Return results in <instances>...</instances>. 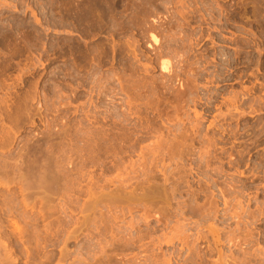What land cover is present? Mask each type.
Masks as SVG:
<instances>
[{
  "label": "rangeland",
  "instance_id": "rangeland-1",
  "mask_svg": "<svg viewBox=\"0 0 264 264\" xmlns=\"http://www.w3.org/2000/svg\"><path fill=\"white\" fill-rule=\"evenodd\" d=\"M84 6L87 7L84 9ZM108 8H111L110 11H108ZM96 10L99 13L97 15L105 16L102 17L104 21L100 18L101 16L96 15ZM92 16L96 17L90 19ZM98 22L100 24H97ZM153 38H157L158 42L155 43ZM163 63L169 65L168 68L166 66L164 69L165 65L163 66ZM118 115L119 118H117ZM0 126V164H2L0 168L1 166L2 168L5 167V164H7L8 168L13 169L15 163L17 165L21 164V162L26 161V157H28L27 160H30L29 157L32 160L34 152L36 157L40 156L39 158H42L41 155L45 154L48 146H51L54 151L49 148L47 152L51 151L49 153H53V156L46 152L48 155H43L45 157L42 160L47 158L48 161L49 159L51 161L61 159L62 161L65 157L66 160L69 157L71 160L74 159L72 161L68 160L71 163L67 162V164L64 162L65 160L62 163H66L70 170H74H71L74 172L72 173L67 165L64 166V168L68 167L69 172L65 171L67 175H70L69 178L72 175L74 176V179L71 177L70 180L73 181H69V184L75 183L73 188V184L70 185L71 189H69L70 186L66 188L69 189L67 192H47L48 194L46 192H40L41 194L39 192H20V184L14 180L17 176L15 173L12 174L14 169L11 171V177L2 174L7 170V167L0 169L4 170L0 173V209L3 213L5 209V212H7V209L11 206L14 209H9L12 214L9 211L5 213L7 215L9 213L10 216L4 214L3 217L0 214V233H2L0 234V264H183L184 261L185 264H222L220 261L225 262L227 258L230 259V264H243L247 261L248 264H264V212H262L264 208V0H0ZM94 137L97 138L96 141H92ZM213 140L216 144H208L211 141L213 143ZM158 144H160V147H158L161 154H165L164 157L166 158L158 155L160 157H158V160H162V164L159 166L162 165L163 168L162 166L156 167L160 163L158 161H153L156 165L151 163L152 159L157 160V156L154 159L152 153L156 152L154 148H157V152L159 151L156 147ZM209 145H215V148L213 146L211 148L215 152L217 151V155L213 151L208 155V159L203 161L205 159L203 157L206 155L200 156L202 155L201 151L208 150ZM37 150L41 155L40 153L36 154L38 153ZM207 150L204 152L206 153ZM28 152L32 155H29ZM42 152L44 153L42 154ZM182 152L189 153V155H185L182 159L180 156L185 154ZM168 153L171 155H168ZM213 155L217 156L219 161ZM47 156H50V158ZM199 156L203 159L201 160ZM162 157L165 160L164 162ZM212 157L215 158L214 161L211 160ZM168 158H173V161H169ZM181 159L185 162H182ZM230 159L236 163L241 159V165L238 164V166L233 163L231 171V168L228 167L230 162L232 163ZM208 160L211 162L210 165L207 164ZM58 161L55 160V162ZM55 162L54 165H56ZM147 162L149 163L148 166L146 165ZM166 162L170 165L168 167L166 164L170 170L182 168L175 172L185 171L186 173V179L177 174L187 182H181L185 186L187 185V191L185 190L186 187L182 188L183 185L180 184L182 195L179 189L178 191L175 190L176 193L174 191V189H177L174 185L177 183V179L176 181L174 179L177 178V175L172 170L169 171L167 167L164 169ZM52 163L50 165L55 168ZM205 164L210 166L208 170L213 169V172L218 170L216 167L223 164L221 166L223 169L220 168L222 174L220 175L219 171L209 173L206 171L208 166L205 168ZM9 165L11 166L9 167ZM151 165H155V173V170H152L155 167ZM171 166L172 168H170ZM201 166L204 167L201 168ZM235 166L236 168H234ZM142 168H145V170L147 168L148 173L152 170L151 173L154 176L159 174L160 177L159 175L156 176L159 179L161 178V182H158L159 179L155 181L153 174L147 175L149 179L144 186L142 185L145 192L139 188V184H144L143 180L147 179L145 175L144 178L142 177L145 172L147 174V171L140 172L142 180L139 177L141 174L138 172ZM150 168L151 170H149ZM200 168L202 171L198 170ZM163 170H167L168 175L172 172L173 174L170 175L172 177L176 176L171 179L172 181L169 182L171 184L168 186H171V190L175 187L173 189L174 193H171L176 194L173 195V200L174 197L177 202L184 199L183 202L186 203V205L184 203L182 205L184 209H186V206H190V210H194L199 206V212L203 210L204 213L205 210L210 209L209 206L213 203L218 211L213 209L212 214L219 212L215 218L209 211L214 220L211 216L208 218L203 217L205 219L203 220L202 215L206 216L208 211H205V215L199 214V216V212L195 211L197 218L201 216V219L198 218L200 221H198L193 210L191 213L194 216L192 217H195L196 220L191 217L189 207L186 209L188 212L180 207L181 211L189 214L185 216L186 219L180 217L184 221V223H181H187L185 228L188 229L186 231L184 228L182 231L189 234L187 236L190 241L193 238L195 247L198 246L195 250L191 241L194 250H192V253L190 252L191 255H189L190 243H187L188 247H185L180 240L175 239L174 243L170 240L175 238V235L171 234L169 227H175L176 220H179L174 216L176 213L173 214L172 212H175V208L179 207L182 202L178 203L177 206L175 205L174 208V204L177 202L172 201L171 190L169 189V196L167 193V197L170 199V203L172 201L173 206H168L167 212L171 210V213H169L172 215L170 216L166 212L167 216L164 213L165 211L161 212V206H165V203L162 204V201H160L161 205L156 203L157 206H154L152 203L155 202H152V198L149 197L151 192H148V187H150L148 185L153 184L150 183V180L151 182L155 181L154 184H161ZM223 171L226 173L224 172V174ZM183 172L180 173L184 176ZM137 177H139L140 183ZM128 178L132 181H130V184L125 183L127 188H122L124 184L121 187L122 189H119L120 186L118 185H121L126 179L128 181ZM174 181L176 183H173V187L172 182ZM95 184L97 187L102 188V190H99L100 192L98 189L101 188H97ZM154 184L153 186H155ZM127 185H130L129 187L133 190L128 188ZM135 185H138V188ZM104 187L108 192L104 190ZM144 187L148 188L147 191ZM226 187L230 188V191L234 192L235 195H232ZM80 188L85 191L79 192ZM201 188L202 192H200ZM225 188V192L222 193L221 190ZM128 189L136 192L134 195H137L131 196L133 192H130L129 195ZM111 190H117L123 196L120 197L119 193H116L117 196ZM190 190L193 192L191 193ZM195 190L199 192H194ZM121 191L130 196L129 199L126 195L129 203L127 201V203H121L122 199H126V197L123 198L125 194ZM137 191L139 192L137 193ZM140 192L146 194V197ZM44 193L47 197L50 195V198L48 197V199ZM110 193L118 197H116V200L121 199L120 202L115 204L116 200H112L108 196ZM100 195L101 198L103 197L102 199L109 197V202H104L107 199L102 202ZM139 195L143 197L138 198ZM191 195L198 197V199L193 197L196 204L193 203L194 200L191 201ZM222 195L226 196L227 199L229 198V205L235 202L230 205L232 207L225 205V199ZM27 196L28 199H26ZM235 196L239 197L240 200L238 201ZM167 197H164L165 200L162 197L163 201L168 202ZM178 197H182L181 200ZM41 198L45 200H41ZM146 198L149 199L151 206L148 205V202L147 205L142 203L143 200L146 202ZM94 199L97 203H93L92 209L90 206L88 209L87 207L91 205V202H96ZM131 199L135 201L138 199L139 202H137L141 205ZM40 200L43 201V204ZM186 200H190L192 203L189 201L190 204L187 205L188 201L185 202ZM46 201L48 207L44 204ZM50 202L53 206L49 207ZM109 203L112 204H110L112 207L109 206ZM96 204L100 206L96 207ZM143 204L144 206L141 207ZM238 204L247 211L241 210V206V208H238ZM115 205H120L118 206L120 209ZM191 205H193V208ZM131 207L133 210L130 209ZM157 207L161 209V215L164 213L169 220L165 219L167 218L165 215L159 217L160 213ZM260 207H263L261 213ZM212 208L214 207L212 206L210 210ZM41 209L44 210L43 213ZM178 209L176 208V211ZM224 210L227 213L225 218L222 216L225 213ZM234 211L236 213L241 211L240 216H242L243 211L245 212L242 217L243 221L240 220L241 217H238L239 213L233 214ZM250 211L256 212L255 214L252 212L253 215H256V220L252 217ZM147 212L151 216L149 214L146 216ZM248 212L254 218L253 220L251 217L249 219ZM229 213L232 216L238 215L236 217L239 220L235 216L231 218ZM140 215L143 216V219L150 217V221L148 219H144V221L146 220L148 228L152 224V226L155 225L153 227L156 229L153 230L154 228L151 227L149 230L146 228V224L141 220L142 216ZM84 217L87 223L84 222ZM187 217L191 220L189 221ZM134 218L139 221L134 220ZM6 219H10V222ZM156 220L158 223L160 222L161 226L157 224ZM129 221H132L134 227H130V229H133V233L129 231L134 245L133 242L128 241L130 240V235L127 234L128 231L124 232L125 235H123V231H126V229L121 230L131 224ZM180 221L178 222L180 223ZM187 221L190 222V225ZM205 221H210V223ZM212 221L214 222L212 223ZM241 221L249 231L246 230L245 225L242 226ZM248 221L250 225H248ZM137 222L142 224L137 226L145 227H140L141 230H139L136 225L134 226V223ZM165 222L170 226L165 225ZM49 223H51L50 226ZM214 223L217 227L219 226L218 229L224 228V230L219 229L220 233H214L211 236L209 227L217 229ZM219 223L221 224L218 225ZM182 224H179L180 231ZM187 225H189V228H187ZM197 226L198 228H195ZM200 226L203 229L205 226V231ZM227 226L228 228H226ZM157 227L160 229H157ZM242 227H244L243 233L241 231ZM136 228L144 235L138 230L137 233H139L137 234ZM237 228L243 236L245 233L246 236L244 237L246 239H252L253 242L247 239L250 244H244L243 242H246V240L240 237L239 232H236ZM228 229H236V231L234 230L235 233L233 232V234ZM199 230L201 235L207 233L208 236H206L213 240L209 242L210 248H208L206 236V238H203L200 235V239L205 240L201 241L198 237L199 242L195 241L197 237H193V234L195 233L194 235L198 236L199 233L197 232ZM222 230L226 231L228 239L230 234L233 235L231 236L232 240L233 237H239L244 241H239L236 238L234 242L238 241L236 243L238 246L234 244V247V242L227 241ZM120 231L121 233L118 234ZM174 231L178 233L176 227ZM245 231L249 232L248 235ZM167 233L172 236L168 237ZM3 234L8 236L4 237ZM166 234L170 239L164 237ZM138 235L139 237H137ZM133 236L138 239L141 238V241ZM161 237L166 238V240H163L164 243H162ZM214 238L220 241L219 247H216L215 244L211 245L213 242L215 243ZM142 239L144 240L142 241ZM148 240L149 242H147ZM168 240L174 246H172V243V245L169 244ZM187 240H185V243L190 242ZM225 240L230 243L227 244ZM156 241L159 242V246L155 243ZM165 241H168V243L166 244ZM153 243L156 245H152ZM222 244L224 245L221 246ZM247 246L248 251L252 250L249 251L250 254L253 252L251 255H248L249 253L244 250L247 249ZM219 250L221 254H219ZM241 250L243 253L240 255L238 252H241ZM176 251L177 254H175ZM244 251L247 253L245 254ZM194 252H196V255L199 252L198 257L201 259H198ZM201 252L203 254L205 252L209 254L210 252L211 254L208 256L206 253L203 255ZM229 252L236 254L234 260ZM258 252L261 254H258ZM242 254L245 255V259L247 258L244 261H240ZM179 255L182 257H179ZM224 255H228L227 258ZM183 257L190 260L193 258L196 261L192 260L191 262L186 259L183 261ZM251 257H254V259ZM225 263L229 264L228 262Z\"/></svg>",
  "mask_w": 264,
  "mask_h": 264
},
{
  "label": "bare ground",
  "instance_id": "bare-ground-1",
  "mask_svg": "<svg viewBox=\"0 0 264 264\" xmlns=\"http://www.w3.org/2000/svg\"><path fill=\"white\" fill-rule=\"evenodd\" d=\"M116 4H117V3H116ZM4 6H5V5H4ZM4 6H3V7H4ZM3 7H2V8H3ZM62 7H63V6H62ZM86 7H87V6H84L83 8L85 9ZM89 7H90V6H89ZM57 8H58V7H57ZM77 8H79V7H77ZM80 8H81V7H80ZM95 8H96V6H95ZM104 8H105V7H104ZM81 9H82V8H81ZM84 9H82V10H84ZM108 9H109L108 11H110L111 8H108ZM86 10H87V9H86ZM98 10H99V9H98ZM100 10H101V9H100ZM88 11H89V10H88ZM93 11H94V8H93ZM96 11H97V10H96ZM1 12H2V11H1ZM76 12H77V11H76ZM100 12H101V11H100ZM74 13H75V12H74ZM93 13H94V12H93ZM97 14H99L98 11H97L96 15H97ZM101 14H102V12H101ZM97 16H99V15H97ZM100 16H101V15H100ZM100 16H99V17H100ZM103 16H104V15H103ZM103 16H101L100 18L102 19ZM119 16H120V15H119ZM83 17H84V16H83ZM95 17H96V16H95ZM95 17L92 16V18H90V17H89V18H90V19H93V18H95ZM99 17H98V21H99ZM104 17H105V16H104ZM111 18H112V17H111ZM86 19H87V17H86ZM96 19H97V18H96ZM101 19H100V20H101ZM104 19H105V18H104ZM102 20H103V19H102ZM102 20H101V21H102ZM121 20H122V19H121ZM18 21H19V20H18ZM103 21H104V20H103ZM94 22H95V19H94ZM101 23H102V22H101ZM97 24H100V23L98 22ZM99 27H100V26H99ZM140 27H141V26H140ZM121 30H122V29H121ZM87 33H88V32H87ZM17 35H18V34H17ZM31 37H32V36H31ZM153 37H154V36H153ZM5 38H6V37H5ZM3 40H4V39H3ZM3 40H2V41H3ZM153 40H154L155 43L158 42V41H157V38H156V39L153 38ZM2 41H1V42H2ZM18 41H19V40H18ZM21 43H22V42H21ZM16 44H18V43H16ZM21 46H22V45H21ZM79 46H80V45H79ZM16 50H17V49H16ZM19 50H20V49H19ZM22 51H23V50H22ZM74 52H75V51H74ZM92 56H93V55H92ZM6 61H7V60H6ZM164 65H165V64L163 63V66H164ZM166 66H167V65L164 66V69L166 68ZM168 66H169V65H168ZM168 66H167V68H168ZM1 69H2V68H1ZM166 71H167V70H166ZM99 82H100V81H99ZM105 82H106V81H105ZM106 89H107V88H106ZM27 96H28V95H27ZM30 100H31V98H30ZM9 102H10V101H9ZM32 102H33V101H32ZM16 103H17V102H16ZM13 106H14V105H13ZM10 107H11V106H10ZM23 107H24V106H23ZM57 109H58V108H57ZM14 111H15V110H14ZM37 111H38V110H37ZM35 113H36V112H35ZM6 114H7V113H6ZM25 114H26V113H25ZM23 115H24V114H23ZM124 115H125V114H124ZM7 116H8V115H7ZM10 116H11V115H10ZM10 116H9V117H10ZM21 116H22V115H21ZM29 117H30V116H29ZM116 117H117V116H116ZM27 118H28V117H27ZM39 118H40V117H39ZM80 118H81V117H80ZM82 118H83V117H82ZM117 118H119V115H118ZM13 119H14V118H13ZM16 120H17V119H16ZM41 120H42V119H41ZM93 120H94V119H93ZM113 120H114V119H113ZM120 120H121V119H120ZM20 121H21V120H20ZM48 121H49V120H48ZM126 121H127V120H126ZM54 123H55V122H54ZM6 124H7V123H6ZM78 124H79V123H78ZM80 124H81V123H80ZM88 124H89V123H88ZM114 124H115V123H114ZM15 125H16V124H15ZM13 126H14V125H13ZM20 126H21V125H20ZM31 126H32V125H31ZM0 127H1V126H0ZM22 127H23V126H22ZM109 127H110V126H109ZM4 128H5V127H4ZM8 128H9V127H8ZM79 128H80V127H79ZM79 128H78V129H79ZM98 128H99V127H98ZM50 129H51V128H50ZM95 129H96V128H95ZM115 129L117 130V128H115ZM115 129H113V130L116 131ZM132 129H133V128H132ZM38 130H39V129H38ZM62 130H63V129H62ZM120 130H121V129H120ZM7 131H8V130H7ZM19 131H20V130H19ZM75 131H76V130H75ZM126 131H127V130H126ZM83 132H84V131H83ZM50 133H51V132H50ZM111 133H112V132H111ZM116 133H117V132H116ZM11 134H12V133H11ZM18 134H19V133H18ZM51 134H52V133H51ZM55 134H56V133H55ZM74 134H75V133H74ZM86 134H87V133H86ZM93 134H94V133H93ZM104 134H105V133H104ZM107 134H108V132H107ZM126 134H127V133H126ZM260 134H261V133H260ZM53 136H54V135H53ZM72 136H73V135H72ZM96 136H97V135H96ZM125 136H126V135H125ZM8 137H9V136H8ZM30 137H31V136H30ZM44 137H45V136H44ZM49 137H50V136H49ZM55 137H56V136H55ZM97 137H98V136H97ZM109 137H110V136H109ZM111 137H114V136L111 135ZM221 137H222V136H221ZM25 138H26V137H25ZM59 138H60V137H59ZM98 138H99V137H98ZM107 138H108V137H107ZM114 138H115V137H114ZM118 138H119V137H118ZM95 139H97V138L94 137V139H93L92 141H94ZM101 139H102V138H101ZM105 139H106V138H105ZM109 139H110V138H109ZM111 139H113V138H111ZM175 139H176V138H175ZM89 140H90V139H89ZM115 140H116V139H115ZM209 140H210V139H209ZM56 141H57V140H56ZM95 141H96V140H95ZM99 141H100V140H99ZM99 141H98V142H99ZM107 141H108V140H107ZM159 141H160V140H159ZM213 141H214L213 143H212V141H211V142H209L208 144H210V143H211V144H216V143H215V140H213ZM63 142H64V141H63ZM84 142H85V141H84ZM101 142H102V141H101ZM184 142H185V141H184ZM184 142H183V143H184ZM44 143H45V142H44ZM44 143H43V144H44ZM65 143H66V142H65ZM94 143H95V142H94ZM96 143H97V142H96ZM96 143H95V144H96ZM205 143H206V142H205ZM8 144H9V143H8ZM69 144H70V143H69ZM38 145H39V144H38ZM159 145H160V144H158L156 147H158ZM204 145H205V144H204ZM218 145H219V144H218ZM33 146H34V145H33ZM57 146H58V145H57ZM57 146H56V147H57ZM62 146H63V144H62ZM69 146H70V145H69ZM96 146H97V145H96ZM99 146H100V144H99ZM109 146H110V145H109ZM176 146H177V145H176ZM212 146H213V145H209L208 150H207L206 147H205V149L207 150L206 153L204 152V151H206V150H202V151H201V152H202V155H200V156H203V155L205 156V155H206L205 157H203V158H205V159L200 158V156H199V158H200L201 160L203 159V161H206V160L208 159V158H207L208 155H209L211 152H213V151H214V153L217 152V151L215 152V150H212V148H211ZM214 146H215V145H214ZM214 146H213V147H214ZM36 147H37V146H36ZM38 147H39V146H38ZM46 147H47V144H46ZM101 147H102V146H101ZM159 147H160V146H159ZM159 147H158V150H159ZM177 147H178V146H177ZM41 148L43 149L42 146H41ZM41 148H40V150H41ZM49 148H50V150H53V149H51V146H50V147H49V146L47 147V149H49ZM62 148H63V147H62ZM141 148H142V147H141ZM200 148H201V147H200ZM214 148H215V147H214ZM28 149H29V148H28ZM34 149H35V148H34ZM47 149H46V152H47ZM115 149H116V148H115ZM156 149H157V148H156ZM156 149L154 148V150L156 151V152L153 151L154 153H152V152L149 150V151L152 153V155H154V159H155V157L157 156V160H156V159H155V160L152 159V162H151V161H150V162H151V163H153V161H155V162H157V161L160 162L159 164H157L158 166H157L156 163L154 162L155 165H156V167L159 168V167L162 166V165L159 166L160 164H162V163H161L162 160H160V161L158 160V157H159L158 155H160V157H161L162 154H161V152H160L161 150H159L158 152H159L160 154H157V155H156L155 153H158ZM160 149H161V148H160ZM168 149H170V148H168ZM184 149H185V148H184ZM24 150H25V149H24ZM80 150H81V149H80ZM91 150H92V149H91ZM116 150H117V149H116ZM151 150H153V149H151ZM243 150H245V149H243ZM38 151H39V150H37V152H38ZM48 151H49V150H48ZM53 151H54V150H53ZM53 151H52V152H53ZM61 151H62V150H61ZM61 151H60V152H61ZM82 151H83V150H82ZM100 151H101V150H100ZM162 151H163V150H162ZM237 151H238V150H237ZM23 152H24V151H23ZM30 152L33 153L34 150H33V152H32V151H30ZM44 152H45V151H44ZM44 152H42V154H43ZM46 152H45V154H43V155H48V154L50 155V154H52V156H53V153H49V152H51V151L47 152L48 154H47ZM113 152H114V151H113ZM221 152H222V151H221ZM225 152H226V151H225ZM34 153H35V152H34ZM34 153H33L34 158H33L32 160H31L30 157H29L30 160H27L28 157H26V158H25L26 161L21 162V164L17 165V164L15 163L16 165L14 164V168H13L14 170H13V169H10V168H11V167H10L11 165H9L10 168H8V166H6L7 164H5V167H7V170H6L7 173H6V171L3 170L4 173H6V174H4V173H2V174H3V175H9V176H10V175H12V174L14 175V173H15V175H16L17 177H16V179L14 178L15 176H14L13 178H14L15 182H17V183L20 184V185H19V187H20L19 189H21V190H19L20 192H27V193H28V192H39V193H40V192H41V193H42V192H46V193H47V192H67L69 189H71V186H70V185L73 184L72 188L74 187L75 183L69 184V183H70L69 181H73V180H70L71 177H72V179H74V176L71 174L72 176L69 178L70 175H67V172H69V170H70V167L67 165V164H68L67 162H69L68 160L70 159L69 156H68V157H69L68 160H66V159H67L66 157H65V159H62V161L65 160L64 162H66L67 164L64 163V162L62 163L61 159H60V160H59V159H55L56 161H58V160H59V161H58V162H55V160H52V161H54L55 164H56V165H54V162L52 163V161H51L50 159H49V161L46 160L47 158H45V160H42L43 157H45V156L41 155L40 152H38V153H36V154L38 155V154L40 153V155L42 156V158H39L40 156L36 157V155H34ZM58 153H59V152H58ZM81 153H82V152H81ZM182 153H185V152H182ZM239 153H240V152H239ZM239 153H237V154H239ZM28 154H29V155H32V154H30L29 152H28ZM94 154H95V153H94ZM125 154H126V153H125ZM146 154L148 155V153H146ZM146 154H145V155H146ZM172 154H173V153H172ZM212 154H213V153H212ZM220 154H221V153H220ZM223 154H224V153H223ZM225 154H226V153H225ZM26 155H27V154H26ZM64 155H65V154H64ZM86 155H87V154H86ZM145 155H143V156H145ZM150 155H151V154H150ZM164 155H165V154H164ZM164 155H162V156L164 157ZM168 155H171V154L168 153ZM181 155H182V154H181ZM185 155L187 156V155H189V153H188V154H186V153L183 154V156H180V158L185 157ZM192 155H193V154H192ZM216 155H217V153H216ZM22 156H23V155H22ZM52 156H51V157H52ZM62 156H63V155H62ZM65 156H66V155H65ZM173 156H175V155L173 154ZM173 156H172V157H173ZM210 156H211V155H210ZM222 156H223V155H222ZM227 156H228V155H227ZM237 156H239V155H237ZM243 156H244V155H243ZM47 157L50 158V156H47ZM54 157H55V156H54ZM54 157H53V158H54ZM57 157H59V156H57ZM160 157H159V158H160ZM163 157H162V159H163V162H164V161H165V160H164L165 157H164V158H163ZM166 157H167V156H166ZM169 157H171V156H169ZM213 157H215V156L213 155ZM213 157H212V159H211V158H209V159H211V160H213V159H215V158L217 159V156H216L215 158H213ZM61 158H62V157H61ZM75 158H76V157H75ZM152 158H153V157H152ZM174 158H176V157H174ZM222 158H223V157H222ZM228 158H229V157H228ZM16 159H17V158H16ZM40 159H41V160H40ZM147 159H148V158H147ZM165 159H166V158H165ZM168 159H169V161H171L173 158H172V159H171V158H168ZM168 159H167V160H168ZM182 159H183V158H182ZM182 159H181V161H182V162H185V160H182ZM184 159H185V158H184ZM200 159H199V160H200ZM219 159H220V157H219ZM238 159H239V158H238ZM0 160H1V159H0ZM70 160H71V159H70ZM72 160H74V159H72ZM72 160H71V161H72ZM77 160H78V159H77ZM144 160H145V159H144ZM189 160H190V159H189ZM201 160H200V162H201ZM217 160H218V159H217ZM217 160H216V161H217ZM47 161H48V162H47ZM50 161H51V162H50ZM60 161H61V162H60ZM145 161H147V160H145ZM169 161H168V162H169ZM172 161H173V160H172ZM172 161H171V162H172ZM176 161H177V160H176ZM208 161H209L208 163H207V162H205V163H207V164L211 163L210 160H208ZM213 161H214V160H213ZM218 161H219V160H218ZM218 161H217V162H218ZM220 161H221V160H220ZM230 161H232V160L230 159ZM234 161H235V160H234ZM236 161H237V160H236ZM18 162H19V161H18ZM41 162H42V163H41ZM82 162H83V161H82ZM90 162H91V161H90ZM148 162H149V161H148ZM148 162H147V163H148ZM179 162H180V161H179ZM222 162H223V161H222ZM222 162H220V163H222ZM241 162H242L241 159L238 160V163L232 161V163L230 162V166H228V167H230L231 169H230V168H229V169L232 171V166H233L235 163H236V165H238V164L241 165V164H240ZM10 163H11V162H10ZM50 163H52V164L55 166V168H53V167L50 165ZM69 163H71V162H69ZM79 163L81 164V162H79ZM154 163H153V164H154ZM176 163H177V165H178V161H177ZM212 163H213V162H212ZM218 163H219V162H218ZM223 163H224V162H223ZM233 163H234V164H233ZM12 164H13V163H12ZM163 164H164V163H163ZM166 164H167V162H166L165 165H164V166H165L164 169H166V167H167V165H168V164H167V165H166ZM214 164H215V163H214ZM216 164H217V163H216ZM224 164H225V163H224ZM0 165H2V164H0ZM65 165H67V166L69 167V170H67V169H68L67 166H66L67 168H66V167L64 168ZM143 165H144V164H143ZM146 165L148 166L149 163L146 164ZM146 165H145V166H146ZM155 165H153V166L155 167ZM177 165H176V167H177ZM181 165H182V164H181ZM203 165H204V164H203ZM209 165H210V164H209ZM218 165H219V164H218ZM222 165H223V164H221V166H222ZM228 165H229V163H228ZM239 165H238V166H239ZM243 165H244V164H243ZM245 165H246V164H245ZM81 166H82V165H81ZM83 166H84V165H83ZM151 166H152V165H151ZM153 166H152V167H153ZM169 166H170V165H168V167H169ZM172 166H173V165H172ZM172 166H171L170 168H172ZM179 166H180V165H179ZM207 166H208V165H207ZM207 166H206V164H205V168H206ZM221 166H220V167H216V168H218V170L215 168V169L217 170L216 172H213V169L209 171L208 169L210 168V166H208V168L206 169V171H208L209 173H210V172H211V173H212V172H213V173H217V172L219 171L218 173L221 175V174H222V169H223ZM238 166H237V167H238ZM5 167L2 168V166H1L0 169H5ZM12 167H13V166H12ZM73 167H75V166H73ZM86 167H87V165H86ZM103 167H104V166H103ZM136 167H137V166H136ZM156 167H155V169H154V168L152 169L153 171L155 170L154 173L156 172ZM168 167H167V168H168ZM203 167H204V166H201V168H203ZM223 167H225V166H223ZM226 167H227V166H226ZM241 167H242V166H241ZM79 168H80V166H79ZM162 168H163V166H162ZM162 168H161V169H162ZM179 168H180V167H179ZM201 168L198 169V170H201V171H202ZM220 168H222V169H220ZM234 168H236V166H235ZM9 169H10V170H9ZM74 169H75V168H74ZM125 169H126V168H125ZM142 169H143V171H142ZM142 169H141V171H139L138 173H140V172L143 173L144 171H147V170H148L147 168H146V170H145V168H142ZM161 169H160V170H161ZM168 169H169V168H168ZM176 169H177V168H176ZM176 169H171V170L174 172V174H176V175L179 174V175H181L182 177H185V174H186L185 171H184V172H183V171H180V172H183V173H184V176H183L182 173H180V172H179V173H176V172H175V171H178V170H180V169H182V168H180V169H178V170H176ZM215 169H214V170H215ZM239 169H240V168H239ZM8 170L10 171V174H9V171H8ZM12 170H13V173L11 174V171H12ZM65 170H66L67 172H66ZM71 170H73V169H71ZM71 170H70V171H71ZM76 170H77V169H76ZM137 170H138V169H137ZM149 170H151V168H150ZM152 170H151V172H152ZM171 170L169 169V171H171ZM184 170H185V169H184ZM186 170H187V169H186ZM235 170H238V169H235ZM3 171L0 170V173L3 172ZM73 171H74V170H73ZM73 171H71V172L74 173ZM133 171H134V170H133ZM158 171H159V169H158ZM158 171H157V173H158ZM190 171H192V170H190ZM204 171H205V169H204ZM227 171H228V170H227ZM65 172H66V173H65ZM148 172H149V171H147V174H145V173H146V172H145V173L143 174V176H142V174L140 173V174H141V175H139L140 179L142 180V179L144 178V175L147 176V175H149V174H153V173H151V172H150V173H148ZM208 172H207V173H208ZM220 172H221V173H220ZM224 172H225V171H223V173H224ZM159 173H160V172H159ZM171 173H172V172H171ZM171 173H169V175H168V171H167V170H165V171L163 170V172H162L163 175L161 176V177H163V179H162V183L159 184V185H158V184H154V183H155V181H157L156 179H159L160 175H159V174H156L157 176L159 175V177H157L156 175L154 176V174H153L155 181L151 182V180H150V183H153L155 186H153V184H150V183H149L150 185H148V186H150V187H148V188H149L148 192H149V193L151 192V196H153V197H151V196H149V197L152 198V202H155V203H152V202H151V203L154 204V206H157L156 203H158V205H159L160 201H162V204L165 203V204H164L165 206H161V207H162V208H161L162 211H161V209L158 208V207H160V206L157 207V208L159 209L158 211H159V213H160V215L158 214L159 217H160V216L163 217L165 214L167 215V213H168V214L171 213V210H169L170 213L167 212L168 209H169L168 206H170V205L173 206V205H172V204H173L172 201H176V200H175V197H174V200L172 199L174 194H171V193H174L175 190H177V191H178V189L180 190V188H181L180 184L183 185L182 188H184V187L187 186V185L185 186L184 184L181 183L182 181H185V179H186L187 177H185V179H183L181 176L177 175V178H174L175 181H176V179H177V183H176L175 181L172 182V186L174 187V185H176V188H177V189H174V188H175V187H174V188H173L174 191H173V189L171 190V189H170L171 186L169 187L168 185L171 184V183L169 184V182L172 181L171 179H173V177L175 176V175H174L173 177L170 176V175L173 174V173H172V174H171ZM198 173H199V172H198ZM209 173H208V174H209ZM225 173H226V172H225ZM225 173H224V174H225ZM69 174H70V173H69ZM136 174H137V173H136ZM219 174H217V175H219ZM0 175H1V174H0ZM203 175H204V174H203ZM141 176H142L143 178H141ZM5 177H6V176H5ZM10 177H11V176H10ZM139 177H137V180L139 179ZM175 177H176V176H175ZM198 177H199V176H198ZM204 177H205V176H204ZM208 177H209V175H208ZM146 178H147V179L143 180V181H144V184H141V183H140V180H138L140 184L137 183V184H139V188H141L143 192H145V191H144V189L142 188V185L144 186L145 183H146V181L149 179L148 176H147ZM151 178H152V176H151ZM151 178H150V179H151ZM206 178H207V177H206ZM130 179H131V177H130ZM130 179L128 178L129 183H127L128 181H127V179H126L127 182H126V181H123V182H122L123 184H122V183H121V185H118V184H117L118 186H120L119 189H120L125 183H126V184H130V181H132V180H130ZM132 179H134V178H132ZM152 179H153V178H152ZM160 179H161V178H160ZM160 179H159V180H160ZM208 179H209V178H208ZM233 179H234V178H233ZM5 180H6V179H5ZM8 180H9V179H8ZM75 180H76V179H75ZM79 180H80V179H79ZM134 180H135V179H134ZM137 180H136V181H137ZM159 180H158V182H161V180H160V181H159ZM212 180H213V179H212ZM76 181H77V180H76ZM108 181H109V180H108ZM136 181H135V182H136ZM187 181H188V180H187ZM2 182H3V181H2ZM87 182H88V181H87ZM158 182H157V183H158ZM185 182H186V181H185ZM185 182H184V183H185ZM188 182H189V181H188ZM216 182H217V181H216ZM80 183H81V181H80ZM89 183H90V182H89ZM173 183H176V184L173 185ZM186 183H187V182H186ZM186 183H185V184H186ZM191 183H192V182H191ZM68 184H69V185H68ZM107 184H108V183H107ZM126 184L124 185V187H122L123 189H124V188H127V187H126ZM147 184H148V183H147ZM147 184H146V185H147ZM192 184H193V183H192ZM6 185H7V184H6ZM95 185H96V184H95ZM140 185H141V186H140ZM151 185H152V187H154L153 189H152ZM197 185H198V184H197ZM7 186H8V185H7ZM67 186H68V187H67ZM69 186H70V188H69ZM93 186H94V185H93ZM93 186H92V187H93ZM101 186H103V185H101ZM107 186H108V185H107ZM110 186H111V185H110ZM112 186H114V185H112ZM127 186H128V185H127ZM129 186H130V185H129ZM129 186H128V188H131V187H129ZM135 186L137 187L138 185H135ZM188 186H189V184H188ZM198 186H199V185H198ZM96 187H97V185H96ZM98 187L101 188L100 186H98ZM98 187H97V188H98ZM105 187H106V186H105ZM105 187H104V190H106ZM132 187H133V186H132ZM203 187H204V186H203ZM227 187H228V186H227ZM227 187H226V188H227ZM8 188H9V187H8ZM66 188H69V189L67 190ZM97 188H96V189H97ZM114 188H115V187H114ZM114 188H113V190H114ZM122 188H121V189H122ZM133 188H134V190H136L135 187H133ZM137 188H138V187H137ZM144 188H145V190L147 191L148 188H147V187H144ZM182 188H181V189H182ZM187 188H188V187H186L185 190H186ZM189 188H190V187H189ZM194 188H195V187H194ZM196 188H197V187H196ZM211 188H212V187H211ZM217 188H218V187H217ZM226 188L221 190L222 193H223L224 190H226ZM231 188H233V187H231ZM65 189H66V190H65ZM107 189H109V188H107ZM115 189H118V188L116 187ZM131 189H132V188H131ZM131 189H130V190H131ZM141 189H140V190H141ZM169 189H170L171 191H170ZM205 189H206V187H205ZM208 189H209V188H208ZM227 189H228V188H227ZM87 190H88V189H87ZM93 190H95V189H93ZM99 190H102V188H101V189H98V191H99ZM132 190H133V189H132ZM137 190H139V189H137ZM140 190H139V191H140ZM185 190H183V191L186 192L187 190H186V191H185ZM188 190H189V189H188ZM192 190H193V189H192ZM192 190H190L191 193L193 192ZM203 190H204V189H203ZM206 190H207V189H206ZM209 190H210V189H209ZM219 190H220V189H219ZM77 191H79V190H77ZM81 191L83 192V191H85V190H83V189L81 190V188H80V191H79V192H81ZM88 191H89V190H88ZM91 191H92V190H91ZM96 191H97V190H96ZM96 191H95V192H96ZM106 191L108 192V190H106ZM106 191H104V192H106ZM111 191H112V190H111ZM111 191H110V192H111ZM125 191H127V190H125ZM139 191H137V193H138ZM169 191H170V194L172 195V197H171V195H170V197H171V199H172V201H171L172 204L170 203V199H168V197H167V193H168ZM177 191H175V193H176ZM190 191H189V192H190ZM215 191H216V190H215ZM228 191H230V188L228 189ZM232 191H235V190H232ZM89 192H90V191H89ZM99 192H100V191H99ZM114 192H115V195H117V194L119 193L118 195H120V197H121L122 194H120V192H117V190H116V191H112L113 194H114ZM123 192H124V191H121V193H123ZM128 192H129V193H128ZM128 192H127V193H128L129 195H130V192H131V193L133 192V194H131V196H133V195L136 193V192H134V191H129V189H128ZM152 192H153V194H152ZM181 192H182V190H180V193H181ZM194 192H199V191H198V190H197V191L195 190ZM200 192H202V188H201V191H200ZM205 192H206V191H205ZM224 192H225V191H224ZM238 192H239V191H238ZM41 193H40V194H41ZM116 193H117V194H116ZM125 193H126V192H124L123 194H125ZM140 193H141V192H140ZM206 193H207V192H206ZM228 193H229V192H228ZM230 193H231L232 195L234 194V192L232 193L231 191H230ZM239 193H240V192H239ZM16 194H17V193H16ZM24 194H25V193H24ZM29 194H30V193H29ZM40 194H38V195H40ZM47 194H48V193H47ZM96 194H97V193H96ZM105 194H106V193H105ZM113 194L111 195V193H110V195H111L112 197H111L109 194H108V196H109L110 198H112V200H113V199L116 200V197H117L118 195L115 197V195H113ZM128 194H125L123 198H125L126 195H127V197L129 198L130 196H128ZM141 194L144 195V193H141ZM195 194H196V193H195ZM197 194H199V193H197ZM197 194H196V195H197ZM241 194H243V193H241ZM13 195H14V194H13ZM44 195H45V193H44ZM63 195H64V193H63ZM88 195H89V194H88ZM101 195H102V193H101ZM101 195H100V198H101ZM136 195H137V194H136ZM136 195H134V196H136ZM142 195H141V196H142ZM175 195H176V194H175ZM175 195H174V196H175ZM181 195H182V193H181ZM199 195H200V194H199ZM225 195H226V194H225ZM229 195H230V194H229ZM232 195H230V196H232ZM234 195H235V194H234ZM239 195H240V194H239ZM243 195H244V194H243ZM243 195H240V196H243ZM22 196H23V195H22ZM28 196H29V195H28ZM28 196H27L26 199H28ZM45 196L47 197V195H45ZM104 196H105V195H104ZM106 196H107V195H106ZM113 196H114L115 198H114ZM122 196H123V195H122ZM134 196H133V197H134ZM141 196L139 195V196H137V197L140 198ZM168 196H169V193H168ZM191 196H192V197H191L192 200H191V199H190V200L193 202V200L195 199L196 196H195V195H194V196L191 195ZM222 196H223V195H222ZM236 196H237V194H236ZM236 196H235V197H236ZM30 197H31V196H30ZM32 197H33V196H32ZM32 197H31V198H32ZM43 197H44V196H43ZM46 197H44V198H46ZM48 197L50 198V195H48ZM48 197H47V198H48ZM53 197H54V196H53ZM109 197H104L105 199H107L106 201H104L105 203H108V202H109V199H110ZM127 197H126V199H124V200L122 199L121 203H122V202L125 203L126 201L128 202L129 200L127 199ZM142 197H143V196H142ZM144 197H146V194L144 195ZM147 197H148V196H147ZM149 197H148V198H149ZM162 197H163V198H164V197H167L168 202L163 201V198H162ZM176 197H177V196H176ZM193 197H194V199H193ZM204 197H205V196H204ZM223 197H224L223 199H225L224 202H225V205H227V207H229L230 205H233V204L235 203V202H234L233 204H230V205H229V203H230V202H228V201H229V198H228V199L225 198L226 196H223ZM243 197H244V196H243ZM243 197H240V198H243ZM31 198H30V199H31ZM44 198H43V199H44ZM47 198H46V200L49 199V198H48V199H47ZM102 198H103V197H102ZM102 198H101V199H102ZM117 198H118V197H117ZM131 198H132V197H131ZM148 198H146V202H144V200H143L142 203H144V204L147 205V202H148V205L151 206V204H150ZM178 198H179V197H178ZM180 198H182V197H180ZM180 198H179V199H180ZM196 198L198 199V197H196ZM236 198H237V197H236ZM238 198H239V197H238ZM238 198H237V200L239 201L240 199H238ZM34 199H35V198H34ZM39 199H40V198H39ZM39 199H38V200H39ZM43 199L41 198V200H43ZM98 199H99V197H98ZM105 199H102V202H103V200H105ZM129 199H130V198H129ZM134 199H135V198H134ZM134 199H131V200L133 201ZM143 199H145V198H143ZM147 199H148V201H147ZM161 199H162V200H161ZM167 199H166V200H167ZM176 199H177V198H176ZM205 199H206V198H205ZM226 199H227V200H226ZM251 199H252V198H251ZM4 200H5V199H4ZM22 200H23V199H22ZM41 200H40V201H41ZM44 200H45V199H44ZM120 200H121V199H120ZM120 200L117 199V200L115 201V204H117V202H120ZM164 200H165V198H164ZM180 200H181V199H180ZM190 200H186V201H185V202L188 201V202H187V205L190 204V203H189ZM15 201H16V200H15ZM23 201H24V200H23ZM60 201H61V200H60ZM94 201H96V200L94 199ZM98 201H99V200H98ZM110 201H111V200H110ZM137 201H138V199H137ZM137 201L134 200V202H137ZM183 201H184V199L181 200V202H182V203H181V202L178 200V202L176 201L177 203L175 202L176 204H174V208H175V205L177 206L178 203H181L179 207H176V208H179L178 211H180V212L176 211V208H175V212H172L173 214L176 213L174 216L177 217L176 219L179 218L178 221L181 220L180 223H179L177 220H176V222H175V223H176V224H175V225H176L175 227H176V230H177L178 233H176V231H174V230H175V227H172V226H170V225H167V224H168V223H167L168 221H167V222H165V225H167L168 227L170 226V227H169V228H170L169 230H171V234H172L173 236L175 235V236H174L175 238H172V237H171L172 239L168 238L169 236H172L171 234L169 235V233H167V234H168V237H167V234H166L165 236H164V235H163V236L166 237V238H168V239H170L173 243H174V240H175V239H176V240H180V241H182L181 244L183 243V244L185 245V247H188V244H189V243H190V246H191V245L193 246V244H194V243H193V238L191 239V241H192V243H193V244H192L191 241H190V239H188L189 234L186 233V232L183 233V231H182V230H184V228L186 227V224H187V223H186V221H185L186 224H182L181 222L184 223V221H182V219H180V217H181V218H185L186 215H189V214L186 213V212H188V211H186V209H188V207H189V211H190V213L194 211L193 213H195V217L197 218V214H196L195 211H198V212H199L200 209H198L199 206H198V208H197L198 210H197V209H194V210L191 209V210H190V208H191L190 206H186V209H184L183 206H182L183 203H184ZM191 201H190V202H191ZM196 201H197V200H196ZM19 202H20V201H19ZM24 202H25V201H24ZM24 202H23V204H24ZM41 202H42V204H43V201H41ZM100 202H101V201H100ZM127 202H126V203H127ZM130 202H131V201H130ZM138 202H139V201H138ZM138 202H137V204H140V205H141V203H138ZM163 202H164V203H163ZM192 202H191V203H192ZM212 202H213V200H212ZM57 203H58V202H57ZM86 203H87V202H86ZM93 203H97V201H96V202H91V205H88L87 208L89 209V206H90V208L92 209L91 206L94 205ZM111 203H112V202H111ZM111 203H109V206L112 205ZM128 203H129V202H128ZM193 203L196 204V203H195V200H194ZM208 203H210V202H208ZM208 203H207V204H208ZM231 203H232V202H231ZM0 204H1V203H0ZM42 204H41V205H42ZM44 204L46 205V204H47V201H46V203H44ZM48 204H49V202H48ZM50 204H51V202H50ZM54 204H55V203H54ZM87 204H89V203H87ZM98 204H99V202H98ZM98 204H96V205H97L96 207H99V206H100V205L98 206ZM100 204H101V203H100ZM110 204H111V205H110ZM144 204H143L141 207H143ZM207 204H205V205H206V206L210 205V204H208V205H207ZM214 204H215V203H214ZM262 204H263V203H262ZM106 205H107V204H106ZM113 205H114V204H113ZM160 205H161V203H160ZM184 205H186V203H184ZM197 205H199V204H197ZM197 205H196V207H197ZM0 206H1V205H0ZM2 206H3V205H2ZM46 206H47V205H46ZM50 206H53V204L49 205V207H50ZM86 206H87V205L85 204V207H86ZM115 206H116V205H115ZM118 206H120V205H118ZM118 206H116V207L118 208ZM152 206H153V205H152ZM191 206H192V208H193V205H191ZM212 206H213L214 208H212V210H210ZM234 206H235V205H234ZM236 206H237V205H236ZM236 206H235V207H236ZM240 206H241V205L238 204L237 207H238V208H241L242 206H241V207H240ZM257 206H258V205H257ZM6 207H8V206L6 205ZM20 207H21V206H20ZM29 207H30V206H29ZM37 207H38V206H37ZM47 207H48V206H47ZM96 207H94V208L96 209ZM111 207H112V206H111ZM126 207H127V206H126ZM165 207H167V208H165ZM180 207H182L183 210L186 211V212L181 211V208H180ZM209 207H210L209 210H205L206 208L204 209L203 207H202V208L200 207V208H201V209H204L206 212L208 211L207 214L209 213V211H210V212L213 211V209L217 210V209H216V205H213V203H211V205H210ZM209 207H208V208H209ZM224 207H225V206H224ZM230 207H232V206H230ZM0 208H1V207H0ZM23 208H26V207H23ZM40 208H42V207H40ZM52 208H53V207H52ZM58 208H59V206H58ZM147 208H149V207H147ZM170 208H171V207H170ZM172 208H173V207H172ZM194 208H195V205H194ZM260 208H261V207H260ZM262 208H263V207H262ZM262 208H261V210H260V213H261V211H262ZM9 209H10V210L13 209L12 206H11V208L9 207V208L7 209V210L9 211V213H10V210H9ZM48 209H49V208H48ZM110 209H111V208H110ZM118 209H120V208H118ZM130 209H132V207H131ZM142 209H143V208H142ZM150 209H151V208H150ZM155 209H156V208H155ZM165 209H167V210H165ZM225 209H226V208H225ZM227 209H228V208H227ZM0 210L2 211V209H0ZM13 210H14V209H13ZM13 210H12V211H13ZM46 210H47V209H46ZM86 210H87V209H86ZM86 210H85V211H86ZM108 210H109V209H108ZM128 210H129V209H128ZM132 210H133V209H132ZM132 210H131V211H132ZM140 210H141V209H140ZM144 210H145V209H144ZM148 210H149V209H148ZM192 210H193V211H192ZM229 210H230V209H229ZM229 210H228V212H230ZM238 210H239V209H238ZM238 210H236V211H238ZM241 210H244L243 207H242ZM256 210H258V209H256ZM256 210H254V211H256ZM1 211H0V212H1ZM5 211H6V209L4 210V213H3V211H2V213H0V214L3 215V217H4V214L8 212V211H7V212H5ZM12 211H11V212H12ZM15 211H16V210H15ZM15 211H14V212H15ZM26 211H27V209H26ZM39 211H40V210H39ZM41 211H42V213H43L44 210L41 209ZM62 211H63V210H62ZM83 211H84V210H83ZM83 211H82V213L85 212V211H84V212H83ZM91 211H92V210H91ZM96 211H97V210H96ZM96 211H95V213H96ZM129 211H130V210H129ZM160 211H161V212H164V211H165V212H164L165 214L162 213V215H161V212H160ZM173 211H174V210H173ZM202 211H203V210H202ZM202 211H201V212H202ZM205 211H204V213L206 214ZM217 211H218V210H217ZM217 211H216V212H217ZM226 211H227V210H226ZM231 211H232V210H231ZM244 211H247V210H244ZM244 211H243V214L245 213ZM254 211H250V212H251L250 214H251L252 217H254L255 220H256V217H255L256 215H253V214H252V212H253L254 214L256 213V212H254ZM51 212H52V211H51ZM79 212H81V211H79ZM87 212H88V210H87ZM100 212H101V211H100ZM109 212H110V210H109ZM153 212H154V211H153ZM166 212H167V213H166ZM177 212H178V214H177ZM198 212H197V213H198ZM201 212L198 213V216H199V214H200V215H201V214H204L203 212H202V213H201ZM224 212H225V210H224ZM224 212H223V213H224ZM240 212H241V211H240ZM240 212H237V213H236V212L234 211L233 214H238V213H239V214H238L239 216H238V215H233V216H235V217L238 216L239 218L241 217L240 220H242L243 214H242V216H240ZM258 212H259V211H258ZM262 212H264V208H263V211H262ZM9 213H8V215H7V214H5V215H6V216H10ZM101 213H102V212H101ZM128 213H129V212H128ZM132 213H133V212H132ZM143 213H144V212H143ZM157 213H158V212H157ZM213 213H215V212H213ZM217 213H219V212H217ZM217 213H216V214H217ZM221 213H222V212H221ZM230 213H232V212H230ZM230 213H229V216H231V218H232L233 216L230 215ZM260 213H259V214H260ZM10 214H12V213H10ZM13 214H14V213H13ZM27 214H28V213H27ZM33 214H34V213H33ZM40 214H41V212H40ZM123 214H124V213H123ZM148 214H149V213L147 212V215H146V216H148ZM205 214H204V215H205ZM207 214H206V216H203V215H202V219H203V220H205V219H204L205 217L208 218V217H210V216L212 217V215H213L212 212H211L212 215H210V213H209V215H207ZM216 214L213 215L215 218L217 217ZM246 214H247V212H246ZM246 214H245V216H246ZM248 214H249V212H248ZM250 214H249V216H248L249 219L252 218ZM259 214H258V217L260 216ZM28 215H29V214H28ZM37 215H38V214H37ZM42 215H43V214H42ZM49 215H50V214H49ZM99 215H100V214H99ZM99 215H98V216H99ZM121 215H122V214H121ZM138 215H139V214H138ZM166 215H165V217L168 216V215H167V216H166ZM171 215H172V214H170V216H171ZM11 216H12V215H11ZM40 216H41V215H40ZM89 216H90V215H89ZM96 216H97V215H96ZM104 216H105V215H104ZM106 216H107V215H106ZM106 216H105V217H106ZM118 216H119V215H118ZM132 216H133V215H132ZM134 216H135V215H134ZM140 216H142V215H140ZM140 216H139V220H140ZM149 216H151V215L149 214ZM156 216H157V215H156ZM174 216H173V217H174ZM192 216H194V214L192 215V213H191V217H192ZM222 216H223V218H225V216H227V213L225 212L224 214H222ZM261 216H262V215H261ZM0 217H1V216H0ZM21 217H22V216H21ZM35 217H36V216H35ZM114 217H116V216H114ZM144 217H145V216H144ZM159 217H158V219H159V221H160V218H161V217H160V218H159ZM188 217H189V216H188ZM188 217H187V219H188ZM191 217H189V218H191ZM195 217H192V218H194V219L196 220ZM200 217H201V216H200ZM200 217H198V218L201 219ZM203 217H204V218H203ZM235 217H234V218H235ZM238 217H236V219H237ZM246 217H247V216H246ZM250 217H251V218H250ZM7 218H8V217H7ZM10 218H11V217H10ZM13 218H14V216H13ZM25 218H26V217H25ZM80 218H81V217H80ZM88 218H89V217H88ZM88 218H87V219H88ZM93 218H94V217H93ZM112 218H113V217H112ZM116 218H117V217H116ZM118 218L120 219L121 217H118ZM135 218H136V217H135ZM135 218H134V220H137V219H135ZM198 218H197V219H198ZM212 218H213V217H212ZM212 218H211V219H212ZM239 218H238V220H239ZM254 218H252V220H253ZM11 219H12V218H11ZM16 219H18V218H16ZM31 219H32V218H31ZM78 219H79V218H78ZM84 219H85V217H84ZM98 219H99V218H98ZM144 219H148V220H149L150 217H145ZM144 219H143V216H142L141 220L144 221ZM165 219H166V220H167V219L169 220L168 217L165 218ZM171 219H172V218L170 217V220H171ZM173 219H175V218H173ZM185 219H186V218H185ZM185 219H183V220H185ZM199 219H198V221H200ZM211 219H209V220L211 221ZM243 219L245 220V218H243ZM247 219H248V218H247ZM247 219H246V220H247ZM6 220H9V222H10V219H6ZM66 220H67V219H66ZM85 220H86V219H85ZM85 220H84V222L87 223V220H86V221H85ZM112 220H113V219H112ZM114 220H115V219H114ZM114 220H113V221H114ZM116 220H117V219H116ZM139 220H137V221H139ZM161 220L163 221V219H161ZM188 220H189V219H188ZM190 220H191V219H190ZM190 220H189V221H190ZM192 220H193V219H192ZM212 220H214V218H213ZM224 220H225V219H224ZM255 220H254V221H255ZM2 221H3V220H2ZM2 221H1V222H2ZM12 221H13V220H12ZM35 221H36V220H35ZM37 221H39V220H37ZM40 221H41V220H40ZM97 221H98V220H97ZM149 221H150V220H149ZM153 221H154V220H153ZM156 221H157V220H156ZM156 221H155V222H156ZM162 221H161V223H162ZM174 221H175V220H174ZM193 221H194V220H193ZM210 221H205V222H209V223H210ZM242 221H243V220H242ZM242 221H241V222H242ZM44 222H45V221H44ZM104 222H105V221H104ZM116 222H118V221H116ZM144 222H145V224L147 223L146 220H145ZM144 222H143V223H144ZM151 222H152V221H151ZM177 222H178V223H177ZM187 222H188V221H187ZM196 222H197V221H195V223H196ZM213 222H214V221H212V223H213ZM236 222H237V221H236ZM239 222H240V221H239ZM250 222H251V221H250ZM257 222H259V221H257ZM4 223H5V222H4ZM11 223H12V222H11ZM11 223H10V224H11ZM18 223H19V222H18ZM45 223H46V222H45ZM52 223H53V222H52ZM56 223H57V222H56ZM86 223H85V224H86ZM129 223H131L132 225L130 224V225H131V226H130L128 223H127L128 225L125 223V224L127 225V228H129V230H127L126 227H125L124 229H121L122 227H119V228H120L121 230H125V229H126V231H123V233H124V232L126 233V232L128 231L127 234L130 235L129 231H130L131 233H133V232H132L133 229H130V227H131V228H134V227H133V223H132V221H129ZM149 223H150V222H149ZM159 223H160V222H159ZM159 223H158V221H157V224H159ZM163 223H164V222H163ZM197 223H198V222H197ZM212 223H211V225H212ZM224 223H225V222H224ZM245 223H246V222H245ZM247 223H248V225H250L249 221H248ZM251 223H252V222H251ZM7 224H8V222H7ZM13 224H14V222H13ZM37 224L39 225V223H37ZM50 224H51V223H49V226H50ZM125 224H124V225H125ZM138 224H139V222H137L136 224L134 223V226H135V225L137 226ZM155 224H156V223H155ZM177 224H178V225H177ZM179 224H180V225L182 224L181 231H180V228H179V226H180ZM188 224L190 225V222H188ZM198 224H199V223H198ZM198 224H196V225H198ZM214 224H215V223H214ZM220 224H221V223H219L218 225H220ZM242 224H243V222H242ZM252 224H253V223H252ZM8 225H9V224H8ZM11 225H12V224H11ZM38 225H37V226H38ZM57 225H58V223H57ZM139 225H142V224H139ZM143 225H144V224H143ZM149 225H150V224H149ZM159 225H160V224H159ZM159 225H157V226H159ZM165 225H164V226H165ZM183 225H185V226H183ZM189 225H187V228H189ZM199 225H200V224H199ZM199 225H198V226H199ZM202 225H203V221H202ZM222 225H223V224H222ZM222 225H221V226H222ZM238 225H239V224H238ZM244 225H245V224H243L242 226H244ZM96 226H97V225H96ZM103 226H104V225H103ZM128 226H129V227H128ZM145 226H146V228L149 227L147 224H146ZM145 226H143V227H145ZM147 226H148V227H147ZM153 226H155V225H153ZM153 226H152V224H151L150 228H148V229L150 230L151 227L154 228ZM160 226H161V225H160ZM173 226H174V225H173ZM177 226H178V227H177ZM194 226H195V224H194ZM198 226L195 227V228H198ZM206 226H208V225H206ZM215 226H216V224H215ZM221 226H220V227H221ZM5 227H6V226H5ZM18 227H19V226H18ZM87 227H88V226H87ZM123 227H124V226H123ZM137 227H138L139 230H141L140 227L143 228L142 226H140V227L137 226ZM200 227H201V226H200ZM218 227H219V226H218ZM218 227H217V226L215 227V228H217V229H214V228H210V227H209V234L211 233V234H212L211 236H213L214 233H218L221 229L224 230V228H219V229H220V230H219ZM223 227H224V226H223ZM236 227H237V226H236ZM244 227L246 228V230H248V228L246 227V225H245ZM244 227L241 228V231L244 230V229H243ZM249 227H250V226H249ZM12 228H15V227H12ZM91 228H92V227H91ZM106 228H107V227H106ZM171 228H173L174 230L171 229ZM177 228H179V229H177ZM191 228H192V225H191ZM201 228H202V227H201ZM226 228H228V226H227ZM226 228H225V230H226ZM49 229H50V228H49ZM113 229H114V228H113ZM138 229L136 228V233H137V230H138ZM155 229H156V228H154L153 230H155ZM157 229H160V228L157 227ZM185 229H186V228H185ZM192 229H193V228H192ZM202 229H203V228H202ZM204 229H205V226H204ZM204 229H203V230H204ZM206 229H207V227H206ZM239 229H240V227H239ZM249 229H250V228H249ZM251 229H252V228H251ZM2 230H3V229H2ZM9 230H10V229H9ZM16 230H18V229H16ZM37 230H38V229H37ZM51 230H52V229H51ZM94 230H95V229H94ZM110 230H111V229H110ZM139 230H138V231H139ZM144 230H146V229L144 228ZM149 230H148V232H150ZM153 230H151V232H152ZM166 230L168 231V229H166ZM178 230H179V231H178ZM187 230H188V229H186V231H187ZM197 230H198V229H197ZM223 230H222V233H225V236H226L227 233H226V231L224 232ZM228 230H229V229H228ZM228 230H227V232H228ZM232 230H233V231H232ZM234 230L236 231V229H231V230H229V231H231V232L233 233ZM0 231H1V230H0ZM18 231H19V230H18ZM43 231H44V230H43ZM45 231H47V230H45ZM81 231H82V230H81ZM99 231H100V230H99ZM105 231H106V230H105ZM114 231H115V230H114ZM172 231H174V233H172ZM190 231H191V229H190ZM204 231H205V230H204ZM204 231H203V232H204ZM207 231H208V230H207ZM248 231H249V230H248ZM13 232H14V231H13ZM15 232H16V231H15ZM19 232H20V231H19ZM36 232H37V231H36ZM38 232H39V231H38ZM71 232H72V231H71ZM139 232H140V231H139ZM139 232H138V233H139ZM145 232H146V231H145ZM155 232H156V231H155ZM158 232H159V231H158ZM188 232H189V231H188ZM236 232H239L238 228H237V231H236ZM243 232H244V231H242V233H243ZM245 232H246V231H245ZM48 233H49V232H48ZM120 233H121V231H120L118 234H120ZM123 233H122V234H123ZM125 233H124L123 235H125ZM138 233H137V234H138ZM140 233L142 234L143 232H140ZM152 233H153V232H152ZM156 233H157V232H156ZM175 233H176V234H175ZM179 233H180V234H179ZM189 233H190V232H189ZM197 233H199V235H198V236H195V235H194L195 233H194V234H193V237H197V240H195L196 238H195L194 240L199 242L200 235H201V234H200V230H199V232H197ZM201 233H202V232H201ZM219 233H220V232H219ZM228 233H230V232H228ZM232 233H231V234H232ZM234 233H235V232H234ZM234 233H233V234H234ZM239 233H240V232H239ZM239 233H237V234H239ZM242 233H240V234H241L240 237H243V239L246 240V242H243L244 240H243V239H240L239 237H236V238H238L239 241L242 240V242H243L244 244H245V243L250 244L249 241H252V239L247 238V239L249 240V241H248V240L244 237V236H246L245 233H244V236L242 235ZM248 233H249V232H248ZM248 233L246 232L247 235H248ZM250 233H251V232H250ZM262 233H263V231H262ZM0 234H2V233H0ZM127 234H126V236H127ZM134 234H135V233H134ZM137 234H135V235H137ZM141 234H140V235H141ZM147 234H148V233H147ZM147 234H146V235H147ZM153 234H155V233H153ZM183 234H185L186 236L188 235V236H187V237H186V236H181V235H183ZM190 234H191V233H190ZM203 234H204V236H202ZM237 234H236V235H237ZM3 235H4V234H3ZM6 235H7V234H6ZM6 235H4V237H5ZM30 235H32V234H30ZM80 235H81V234H80ZM135 235H134V236H135ZM143 235H144V233H143ZM148 235H149V234H148ZM177 235H179V236H177ZM191 235H192V234H191ZM202 235H201V237L204 238V237L207 235V233H206V234H205V233H202ZM218 235H219V234H218ZM222 235L224 236V234H222ZM236 235H235V236H236ZM250 235H252V234H250ZM259 235L261 236V233H260ZM263 235H264V234H263ZM0 236H1V235H0ZM7 236H8V235H7ZM9 236H10V235H9ZM104 236H105V235H104ZM119 236H120V235H119ZM134 236H133V237H134ZM150 236H151V235H150ZM163 236H162V237H163ZM207 236H208V235H207ZM207 236H206V237H207ZM231 236H233V235H230V234H229V237H230V238L228 239V236H226L227 239H226V238H224V239H226L227 241L230 240V242H234V241H236V238L233 237V240H232V237H231ZM238 236H239V235H238ZM252 236H253V235H252ZM256 236H257V235H256ZM12 237H13V236H12ZM72 237H73V236H72ZM113 237H114V236H113ZM124 237H125V236H124ZM130 237H131V235L129 236V239H130V240H128V241L133 242V241L131 240ZM137 237H139V235H138ZM137 237H134V238H137ZM162 237H161V238H162ZM185 237H186V239H184ZM190 237H191V236H190ZM198 237H199V239H198ZM206 237H205V238H206ZM219 237H220V236H219ZM249 237H250V236H249ZM254 237H255V236H254ZM43 238H44V237H43ZM46 238H47V237H46ZM68 238H69V237H68ZM79 238H80V237H79ZM126 238H127V237H126ZM161 238H160V239H161ZM166 238H162L161 240H162V241H163V240H166ZM209 238H210V237H209ZM209 238H208V237L206 238L208 243H209L210 241H213V240H211V239H209ZM215 238H216V237H215ZM215 238H214L215 243L213 242V244H211V245H214V244H215L216 247H219V246H220V241H219L218 239H215ZM221 238H223V237H221ZM27 239H28V238H27ZM40 239H41V238H40ZM75 239H76V238H75ZM137 239H138V238H137ZM137 239H136V240H137ZM160 239H159V240H160ZM187 239H188L190 242H186V243H185V240H187ZM212 239H213V237H212ZM69 240H70V238H69ZM138 240L141 241V238L138 239ZM143 240H144V239H142V241H143ZM159 240H158V241H159ZM188 240H187V241H188ZM200 240L202 241V240H205V239H202V238H201ZM208 240H209V241H208ZM221 240H222V239H221ZM226 240H225V241H226ZM231 240H232V241H231ZM38 241H39V240H38ZM123 241H124V240H123ZM134 241H135V240H134ZM168 241H169V240H168ZM168 241H165V243L167 244ZM180 241H179V242H180ZM183 241H184V242H183ZM195 241H194V242H195ZM222 241H223V240H222ZM227 241H226V243H227ZM247 241H248V242H247ZM31 242H33V241H31ZM120 242H121V241H120ZM135 242H136V241H135ZM147 242H149V240H148ZM160 242H161V241H160ZM169 242H170V241H169ZM172 242H170L169 244H171ZM223 242H224V241H223ZM230 242H228V243H230ZM237 242H238V241H237ZM237 242H234L233 245L236 244ZM252 242H253V241H252ZM263 242H264V241H263ZM263 242H262V243H263ZM37 243H38V242H37ZM129 243H130V242H129ZM137 243H139V242H137ZM151 243H152V242H151ZM155 243L159 246V242L157 243V241H156ZM162 243H164V241H163ZM173 243H172V244H173ZM187 243H188V244H187ZM202 243H203V242H202ZM208 243H207V245H209L208 248H210V247H211V246H210V243H209V244H208ZM228 243H227V244H228ZM243 243H241V244H243ZM7 244H8V242H7ZM124 244H125V242H124ZM126 244H127V243H126ZM156 244L153 243L152 245H156ZM172 244H171V245H172ZM177 244H178V243H177ZM181 244H179V245H181ZM244 244H243V246H244ZM251 244H252V243H251ZM47 245H48V244H47ZM133 245H134V242H133ZM135 245H136V244H135ZM138 245H139V244H138ZM148 245H149V244H148ZM161 245H162V244L160 243V246H161ZM184 245H183V247H184ZM186 245H187V246H186ZM196 245H197V244H196ZM223 245H224V244H222L221 246H223ZM233 245H232V246H233ZM236 245H237V244H236ZM246 245H247V244H246ZM111 246H114V245H111ZM122 246H124V245H122ZM125 246H126V245H125ZM143 246H145V245H143ZM172 246H174V244H173ZM175 246H176V245H175ZM192 246H191V249H190V247L187 248L188 250H189V249L191 250V251L189 250V255H191V253H192V250H193V249H192ZM237 246H238V245H237ZM237 246H236V247H237ZM243 246H242V247H243ZM248 246H249V245H248ZM248 246H247V249H244V250H246V251L249 253L248 255H251L253 252L250 254V252H251L252 250H249V251H250V252H249V251H248ZM181 247H182V245H181ZM197 247H198V246H197ZM197 247H195V244H194V249L197 248ZM229 247H230V246H229ZM234 247H235V245H234ZM251 247H252V246H251ZM102 248H103V247H102ZM151 248H152V247H151ZM158 248H159V247H158ZM174 248L177 249L176 247H174ZM212 248H213V247H212ZM243 248H244V247H243ZM249 248H250V247H249ZM187 249H186V250H187ZM198 249H199V248H198ZM241 249H242V248H241ZM251 249H252V248H251ZM158 250H159V249H158ZM195 250H196V249H195ZM202 250H203V249H202ZM210 250H211V249H210ZM214 250H215V249H214ZM222 250H223V249H222ZM231 250H232V248H231ZM238 250H239V249H238ZM8 251H9V250H8ZM101 251H102V250H101ZM106 251H107V250H106ZM140 251H141V250H140ZM152 251H153V250H152ZM177 251H178V250H177ZM177 251H176L175 254H177ZM179 251H180V250H179ZM193 251H194V250H193ZM200 251H201V248H200ZM229 251H230V250H229ZM239 251H240V250H239ZM246 251H244L245 254L247 253ZM258 251H260V250H258ZM107 252H108V251H107ZM107 252H106V253H107ZM181 252H182V251H181ZM181 252H179V253H181ZM190 252H191V253H190ZM207 252H208V250H207ZM207 252H205V253L207 254ZM214 252H215V251H214ZM221 252H222V251H221ZM224 252H225V251H224ZM230 252H231V251H230ZM230 252H229V253H230ZM232 252H233V251H232ZM263 252H264V251H263ZM263 252L261 251V253H263ZM65 253H66V252H65ZM140 253H141V252H140ZM195 253H196V252H194V255H196ZM201 253L203 254V252H201ZM205 253H204L203 255H205ZM238 253L241 255V253H243V251L241 250V252H238ZM259 253H260V252H258V254H259ZM261 253H260V254H261ZM10 254H11V253H10ZM182 254H183V252H182ZM199 254H200V253L198 252L196 256L198 257ZM209 254H211V253L209 252ZM209 254H207V255L209 256ZM219 254H221V253H220V250H219ZM230 254H231L232 259H233V258L235 259V255H236V254H235V255H234L233 253H230ZM67 255H68V254H67ZM186 255H187V254H186ZM192 255H193V254H192ZM194 255H193V257H194ZM207 255H206V256H207ZM222 255H223V254H222ZM233 255H234V257H233ZM240 255H239V256H240ZM255 255H256V254H255ZM63 256H64V253H63ZM174 256H175V255H174ZM177 256H178V255H177ZM177 256H176V257H177ZM200 256H202V255H200ZM206 256H205V257H206ZM224 256H226V255H224ZM227 256H228V255H227ZM227 256H226V258H227ZM252 256H254V255H252ZM256 256H258V255H256ZM256 256H254V257H256ZM260 256H261V255H260ZM4 257H5V256H4ZM7 257H8V256H7ZM151 257H152V256H151ZM156 257H157V256H156ZM176 257H175V258H176ZM179 257H182V256L179 255ZM197 257H196V259H197ZM205 257H204V258H205ZM229 257H230V256H229ZM241 257H242V258H241L240 261H242V260L244 261V260L247 259V258L245 259V255L243 256V254H242ZM246 257H247V255H246ZM254 257H251V258L254 259ZM258 257H259V256H258ZM8 258H9V257H8ZM149 258H150V257H149ZM183 258H184V257H183ZM194 258H195V257H194ZM204 258H202V259H204ZM206 258H207V257H206ZM226 258H225V259H226ZM243 258H244V259H243ZM256 258H257V257H256ZM263 258H264V257H263ZM4 259H5V258H4ZM177 259H178V258H177ZM185 259H186V258H184L183 261H184ZM198 259H201V258L198 257ZM234 259H233V260H234ZM248 259H249V258H248ZM2 260H3V259H2ZM154 260H156V259H154ZM165 260H166V259H165ZM167 260H168V259H167ZM170 260H171V259H170ZM173 260H174V259H173ZM186 260H190V259H186ZM192 260H193V261H196V260H194L193 258H192ZM192 260H190V261L192 262ZM220 260H223V259H220ZM233 260H232V261H233ZM9 261H10V260H9ZM151 261H152V260H151ZM190 261H189V262H190ZM200 261L202 262V260H200ZM224 261H225V260H224ZM229 261H230V259L227 258V260H226L225 262H228V263H229ZM232 261H231V262H232ZM252 261H253V260H252ZM10 262H11V261H10ZM167 262H170V261H167ZM187 262H188V261H187ZM191 262H190V263H191ZM203 262H204V261H203ZM220 262H222V264H223V263L226 264V263L223 262V261H220ZM233 262H234V261H233ZM245 262H246V261H245ZM156 263H157V262H156ZM165 263H166V262H165ZM246 263L248 264V261H247ZM246 263L243 262V264H246ZM14 264H15V263H14ZM161 264H162V263H161ZM181 264H182V263H181ZM183 264H185V261L183 262ZM195 264H196V263H195ZM202 264H203V263H202ZM204 264H205V263H204ZM229 264H230V263H229ZM231 264H234V263H231ZM237 264H238V263H237Z\"/></svg>",
  "mask_w": 264,
  "mask_h": 264
}]
</instances>
